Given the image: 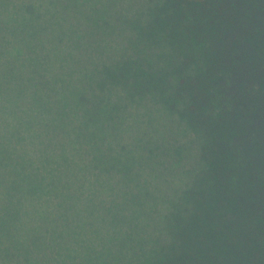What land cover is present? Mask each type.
I'll return each mask as SVG.
<instances>
[{
  "label": "trees",
  "instance_id": "1",
  "mask_svg": "<svg viewBox=\"0 0 264 264\" xmlns=\"http://www.w3.org/2000/svg\"><path fill=\"white\" fill-rule=\"evenodd\" d=\"M0 231V264H264V0H0Z\"/></svg>",
  "mask_w": 264,
  "mask_h": 264
},
{
  "label": "rangeland",
  "instance_id": "2",
  "mask_svg": "<svg viewBox=\"0 0 264 264\" xmlns=\"http://www.w3.org/2000/svg\"><path fill=\"white\" fill-rule=\"evenodd\" d=\"M96 119H97V117H96ZM44 199L46 200V203H48V204L50 203V206L48 208H44L43 209L44 213L40 217L43 220L37 218L38 219L37 223H35V224L32 223L31 227H37L44 237L48 236L47 239H54V238H56V236H55V233L53 232L52 229H56L57 228V226L54 227V222L63 221L64 224H60V225L63 226L65 229H67L68 226H67L66 223L70 222L72 217H70L67 214H65L64 211H62V210H61L62 211V215L59 216L58 215V209H56L57 206H56L55 202H53V199L50 198V197L49 198H44ZM59 218H63V219L60 220ZM44 219L49 221L48 223L50 224V226L47 225V223L44 222ZM19 227H20V224H18L15 227V230H14V242H15L14 246L19 245L20 242H21L20 235H19V237L17 236V231H18ZM48 231H49V233H48ZM9 235L10 234H8V233H3V231H0V241H3V243L7 244V246H9L8 242H7V239H8ZM38 235L39 234L36 233V232H30L29 240H27L26 242H24V240H23L22 243L23 244H25V243L31 244V241L33 239H36L38 237ZM59 235H61V237H62V235L65 236L64 237V242L62 241L61 238L59 240H61L64 243V246L66 247V251H67V253H66L67 254V260H69V249L68 248L70 247V238H69V236L66 233L65 234H59ZM56 240H57V238H56ZM56 240H54V241H56ZM9 252H10L9 249H5L4 246L0 245V253H4L5 254V253H9ZM20 256L24 257V256H22V254H20ZM20 256L18 258L19 260H20ZM45 260H48L47 263L53 264V261L51 260V257H48Z\"/></svg>",
  "mask_w": 264,
  "mask_h": 264
}]
</instances>
